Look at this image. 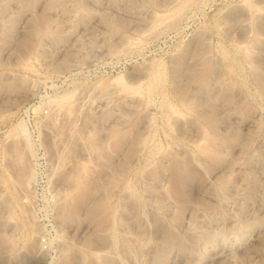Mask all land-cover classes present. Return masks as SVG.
Masks as SVG:
<instances>
[{
  "label": "rangeland",
  "instance_id": "1",
  "mask_svg": "<svg viewBox=\"0 0 264 264\" xmlns=\"http://www.w3.org/2000/svg\"><path fill=\"white\" fill-rule=\"evenodd\" d=\"M0 264H264V0H1Z\"/></svg>",
  "mask_w": 264,
  "mask_h": 264
},
{
  "label": "bare ground",
  "instance_id": "2",
  "mask_svg": "<svg viewBox=\"0 0 264 264\" xmlns=\"http://www.w3.org/2000/svg\"><path fill=\"white\" fill-rule=\"evenodd\" d=\"M1 1V0H0ZM3 1V0H2ZM5 1V0H4ZM10 4V3H9ZM8 74V73H7ZM207 81V80H206Z\"/></svg>",
  "mask_w": 264,
  "mask_h": 264
}]
</instances>
